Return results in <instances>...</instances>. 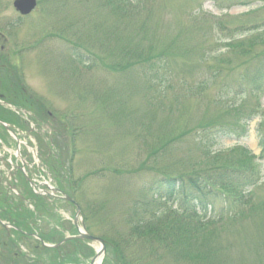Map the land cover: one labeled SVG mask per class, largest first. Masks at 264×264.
<instances>
[{
    "label": "rangeland",
    "instance_id": "1",
    "mask_svg": "<svg viewBox=\"0 0 264 264\" xmlns=\"http://www.w3.org/2000/svg\"><path fill=\"white\" fill-rule=\"evenodd\" d=\"M37 1L22 22L13 4L0 10L4 55L28 88L20 104L38 114L42 103L48 108L38 137H53V154H61L84 213L79 223L107 241L121 239L125 264H264V116L238 141L201 132L217 116L233 124L258 101L264 106V85L220 95L224 104L216 107V88L200 91L214 81L211 65L237 72L238 63L246 61L245 70L257 63L248 53L264 56V0ZM3 92L12 99L16 90ZM249 168L261 179L245 194L236 179ZM197 175L198 184L191 181ZM50 201L53 215L42 213L46 222L41 217L37 228L48 232L55 226L47 219L58 217L56 231L76 235V206ZM196 203L203 213L191 210ZM146 222L154 228L147 231ZM31 242L20 246L28 259L11 257L0 225V264H32L29 257L42 250ZM100 247H73L78 264H90ZM105 253L101 264L104 257L118 264L111 247Z\"/></svg>",
    "mask_w": 264,
    "mask_h": 264
},
{
    "label": "trees",
    "instance_id": "2",
    "mask_svg": "<svg viewBox=\"0 0 264 264\" xmlns=\"http://www.w3.org/2000/svg\"><path fill=\"white\" fill-rule=\"evenodd\" d=\"M122 1V0H120ZM131 1V0H130ZM133 1V0H132ZM109 3V2H108ZM249 56V60L250 63L253 64V61L257 58V63L253 66V67H249V69L245 70L242 69V67L245 65L238 63L237 66L240 68V71L235 72L233 69H227L225 66H220L218 68L214 67L216 66L215 64L211 65V70H210V74L211 75V80L212 83L209 85L208 82H203L202 84V88H201V92L204 93V90L209 91L211 88H216V93L214 95H212L214 98L211 100L212 105H214L215 107L217 106L218 102L223 103V100L221 98V96H223L224 94H229L232 92H236L237 94H244V93H248V92H256L258 91L261 86L264 84V56L261 55V53H257V51L248 53ZM247 59V60H248ZM125 65H129V64H125ZM119 68L123 69L124 66H122V63H119ZM117 66V67H118ZM214 69V70H213ZM233 76V77H231ZM232 80L231 82H234V84L232 85L231 82H229V80ZM206 80V79H205ZM219 82V84L217 85V82ZM204 83L208 84V88L205 85L204 87ZM249 84V87L244 86L243 84ZM206 95V93H205ZM221 95V96H220ZM207 96V95H206ZM230 107H226L225 110H230ZM236 111V109H234ZM252 114L249 115L248 117H243L242 119H238L235 118L234 119V123L230 124L229 121L224 120L222 117L217 116L213 121H208L209 123H207L208 125L203 126L201 128V132L204 138L209 137L210 139L213 138H220L218 133H222L221 135H223L226 138H235L237 140L242 139L243 137L246 136L247 132L249 131L248 126L249 123L256 117H261L262 115L264 116V108L262 106H260L257 103V106L251 109ZM264 118L261 120L260 125H259V131H258V139H259V145L260 147H262V151L264 154V122H263ZM239 124V125H238ZM238 125V126H236ZM237 133V134H236ZM246 152H248V150L244 149ZM55 168V167H54ZM58 167L55 169L57 172ZM238 170V168H236ZM178 179V177L176 176H166L163 181H170V180H176ZM260 174H258L254 168H249V170L247 172L244 173L243 175H239L236 179V181L238 183H241V190L243 193L247 194V191L249 188H252L254 186H256L259 182H260ZM243 180L247 181L245 182L246 185H242ZM192 182H195L196 184L198 181V175L197 176H193L191 178ZM161 184L163 185L164 182H161ZM196 184H194L193 186H195ZM190 185V184H189ZM172 186H176V183H173ZM184 187V186H183ZM175 188V187H174ZM74 189V187H73ZM76 189V188H75ZM76 190H74V194H75ZM76 198V196H75ZM77 199V198H76ZM78 200V199H77ZM224 209V207H223ZM211 210V209H210ZM29 213V211H28ZM223 213L221 212V215ZM34 215V214H32ZM134 217V213L132 215ZM13 218H15L16 222L20 225H25L24 221L21 220L23 219V217H19V215H14ZM86 219V218H85ZM146 220V219H145ZM151 220V219H148ZM128 224H130V219L127 220ZM143 223V221L141 222ZM149 222H146L144 224L145 228H147L146 230L149 231L150 229L154 228L152 226H149L148 224ZM88 228L90 229V227L88 226ZM57 232H51L49 233V235L47 236L46 234H43V236L45 238L48 239H53L56 237ZM121 239L117 240V241H107L108 242V246L109 248L111 247V249H113L115 251L116 254V258L119 264H125L123 262V253L125 254L124 249L122 248L121 244H120ZM83 243V241L80 240H73L70 241L69 244L70 246L73 245V247H75V252H78V245H80V243ZM122 242H126V239L123 238ZM82 248V245H81ZM47 253L49 254L50 249H46ZM123 252V253H122ZM55 253L57 254V257L59 258H64L67 256V254H72V257L74 255V257L76 256V254L73 253V251H71L70 253H67V251H64V248H59L55 251ZM16 253L11 254V257L17 256L15 255ZM56 257V258H57ZM14 258H20V257H14ZM52 258V257H51ZM66 260V259H65ZM109 258H107V263L106 264H111V261L109 263ZM47 262H45L46 264ZM39 264V263H38ZM50 264H64V262H62L61 260L55 259L53 258L50 261Z\"/></svg>",
    "mask_w": 264,
    "mask_h": 264
},
{
    "label": "flooded vegetation",
    "instance_id": "3",
    "mask_svg": "<svg viewBox=\"0 0 264 264\" xmlns=\"http://www.w3.org/2000/svg\"><path fill=\"white\" fill-rule=\"evenodd\" d=\"M14 0H0V10L7 9L13 4ZM26 20L25 17L19 15L16 22H22ZM14 21L4 22L5 26H12L16 25L13 24ZM1 32V31H0ZM1 38H3L4 43L0 45V98L2 97L3 100H18L21 99V92L19 90H25V83L23 81V78L21 76L20 71L18 70H11L7 64V59L5 54V43L7 42V38H5L3 33H0ZM8 68V69H7ZM7 89H13L16 90L15 96L11 99L10 96L5 94L3 91H6Z\"/></svg>",
    "mask_w": 264,
    "mask_h": 264
},
{
    "label": "water",
    "instance_id": "4",
    "mask_svg": "<svg viewBox=\"0 0 264 264\" xmlns=\"http://www.w3.org/2000/svg\"><path fill=\"white\" fill-rule=\"evenodd\" d=\"M36 0H17L15 3L16 8H18L22 13H29L36 6ZM83 238H88L91 240H99L101 243H104L101 238L94 237L88 233H82Z\"/></svg>",
    "mask_w": 264,
    "mask_h": 264
},
{
    "label": "bare ground",
    "instance_id": "5",
    "mask_svg": "<svg viewBox=\"0 0 264 264\" xmlns=\"http://www.w3.org/2000/svg\"><path fill=\"white\" fill-rule=\"evenodd\" d=\"M100 263V258L96 261V264H99Z\"/></svg>",
    "mask_w": 264,
    "mask_h": 264
}]
</instances>
